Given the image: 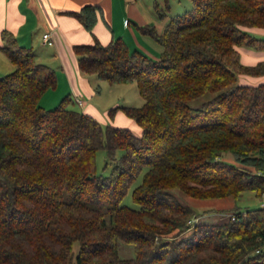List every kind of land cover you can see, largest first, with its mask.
<instances>
[{
    "label": "trees",
    "instance_id": "16d2710c",
    "mask_svg": "<svg viewBox=\"0 0 264 264\" xmlns=\"http://www.w3.org/2000/svg\"><path fill=\"white\" fill-rule=\"evenodd\" d=\"M99 13L85 5L71 15L91 33ZM242 27L264 28V0H191L161 33L142 27L162 48L157 59L121 38L72 47L79 72L136 84L143 104L107 113L122 111L140 136L67 108L69 96L40 106L55 71L2 31L0 50L14 69L0 77V264H264V208L189 223L212 210L197 212L174 193L264 195V83L235 84L238 75H264V61L243 65L236 49L264 51V39ZM205 93L214 96L189 105ZM100 149L114 162L105 177L96 174ZM224 153L233 164L219 159ZM143 168L131 193L137 208L121 205ZM119 242L132 256H120Z\"/></svg>",
    "mask_w": 264,
    "mask_h": 264
},
{
    "label": "crops",
    "instance_id": "0c3cea01",
    "mask_svg": "<svg viewBox=\"0 0 264 264\" xmlns=\"http://www.w3.org/2000/svg\"><path fill=\"white\" fill-rule=\"evenodd\" d=\"M145 2L146 0H0V47L3 44L1 32L5 31L11 34L20 46L30 47L34 51L37 63L46 64L55 71L57 78L55 87L47 90L39 99V105L43 108L48 109L60 98L69 96L75 110L79 109L98 122L112 126L123 124L133 130L134 134H139L140 129L131 120L124 118L120 110L109 118L111 121L105 118L108 108L118 106L119 101L107 105L98 103L99 81L102 80L94 74L79 72L72 47L92 44L94 39L101 45H106L114 38H121L130 50L132 48L137 51L143 50L149 57L160 54L162 48L157 47L154 44L157 42L144 34L141 28L153 26L161 33L168 19L161 20L165 14L161 18L157 14V9H160L158 4L154 5L156 13L154 14L153 10L146 7ZM85 5H93L100 9L91 33L71 15ZM166 6L165 8L169 10L170 6L168 4ZM242 29L255 38L264 39V28ZM45 33H51L52 44L43 43L42 35ZM127 37L130 42L133 39L132 44L128 43ZM236 49L243 65L252 66L264 61V51H256L245 46ZM8 63L10 61L0 50V76L13 70ZM238 76L244 82L241 85L254 86L264 83V75ZM249 82L252 84H248ZM76 98L81 99L82 104H77ZM201 217L203 216L196 220H200Z\"/></svg>",
    "mask_w": 264,
    "mask_h": 264
},
{
    "label": "rangeland",
    "instance_id": "374dc122",
    "mask_svg": "<svg viewBox=\"0 0 264 264\" xmlns=\"http://www.w3.org/2000/svg\"><path fill=\"white\" fill-rule=\"evenodd\" d=\"M155 4H158L160 10H162V13L165 14V16H163L162 18L160 17L161 20L164 18L165 19L167 18L169 20L171 17L182 14V13L191 9V0H146V2H145L146 7H148V9L153 10V11H154V5ZM166 4H168L170 6L169 10H167L165 8ZM148 9H146V10H148ZM154 14H156L155 11H154ZM247 28H249V27H247ZM39 34H40V32H38L37 37H39ZM126 39H127L129 44H132V42H133L132 38H131L132 42H130L128 37ZM154 44L157 47L161 48V46L158 45L157 43L154 42ZM132 50H134V48H132ZM141 53L145 54L143 52V50L141 51ZM159 55L160 54H156L155 56H153L151 58L154 59V58L158 57ZM8 64H10V66H12L14 69V66L11 63H8ZM12 71L13 70L4 73L3 76L12 72ZM0 77H2V76H0ZM235 84L241 85V84H244V82H242L241 78L238 76ZM248 84H252V83L249 82ZM99 87H100V90H99L100 94H98L97 99H98V103H100V104L107 105L109 103H114L116 101H119L118 106L121 105V106L139 107L144 102L143 99L138 94L137 86L135 83H128V84H122V85H117V84L116 85H110L105 81H99ZM213 96H214L213 93H205V94L201 95L200 97L190 101L189 105L194 107V108H198L201 106V104L203 102L211 99ZM61 99L62 98H60L55 104H53L48 109L54 108L59 103V101ZM72 107H74V105L69 104L67 108L75 110ZM108 109H110V108H108ZM76 111H80V110L76 109ZM107 112H108V110H107ZM106 114H107V116L105 118L108 121H111L109 119L110 117L108 116V113H106ZM122 115L124 116V118L131 120V122L133 124H135L140 129V127L137 125V123L133 119L125 116L123 112H122ZM99 123L101 124L102 127H105L106 125H110V124H108V123L106 124L104 122H99ZM119 125L120 126H115V127L127 128L123 124H119ZM127 129H129V128H127ZM130 131L133 133V130H130ZM134 135L140 136L141 135V129H140L139 134H134ZM122 154H123V151L118 150L115 154V160H118ZM219 159L221 161L226 162V163L233 164V159L228 153L222 154ZM95 161H96V174L98 176H102V177L108 176L110 174L112 168H113L114 162L109 161L107 159L106 151L104 149H100L97 151ZM146 170H147V168H143L141 170V172L136 176L134 181L129 185V187L126 191V194L123 196V198L120 202L121 205H125V206L131 207V208H137V205H135L132 201L131 193H132V190L141 183L142 176ZM174 193L177 195V198L179 199V201L182 204L189 205V206L193 207L195 209V211H197V212H202V211H205L208 209L212 210L210 213L204 214L203 217L200 218V220L196 221V223L197 222H202V223L221 222V221L225 220L228 217V215H230L229 212H231L234 209V207H236L240 210L252 209V208H257V207L264 208V197L263 196L262 197H256L252 191H248V190L243 191L237 200H233L232 198L197 200V199L187 197V196H185V195H183L177 191H174ZM118 247H119V254L121 257L132 256V251H131L132 248L130 249L129 246L125 245L122 242H119ZM74 249L75 250L77 249V244L74 245Z\"/></svg>",
    "mask_w": 264,
    "mask_h": 264
},
{
    "label": "built area",
    "instance_id": "2783aa9c",
    "mask_svg": "<svg viewBox=\"0 0 264 264\" xmlns=\"http://www.w3.org/2000/svg\"><path fill=\"white\" fill-rule=\"evenodd\" d=\"M42 40H43V43H45V44H48V45H50V44H52V36H51V33H45V34H43L42 35ZM76 102H77V104H82V101H81V99H79V98H76ZM228 217L230 218V219H234V216L233 215H228ZM197 220L196 219H191V220H189L188 222L189 223H195ZM263 252H264V248H263V250H262ZM256 252H258V250L256 251Z\"/></svg>",
    "mask_w": 264,
    "mask_h": 264
}]
</instances>
